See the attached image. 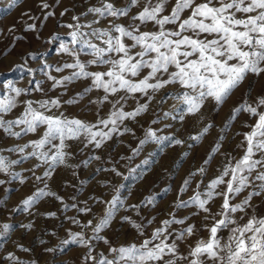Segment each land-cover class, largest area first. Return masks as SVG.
<instances>
[{
	"label": "snow or ice",
	"instance_id": "6c2138e0",
	"mask_svg": "<svg viewBox=\"0 0 264 264\" xmlns=\"http://www.w3.org/2000/svg\"><path fill=\"white\" fill-rule=\"evenodd\" d=\"M168 2L169 0H144L143 7L130 17L127 26L116 21L129 17L131 9L138 7L140 0H126L125 5L121 7L115 6L110 0H99V6H90L81 14H92L94 17L92 21L83 24L79 22L80 17L73 16L72 19L76 23L66 25L71 30L69 36L73 47L70 48L62 41L59 50L73 56L87 50L93 59L87 61V64L76 59L73 63L57 67V72L63 69L73 71L70 76H64L62 79L50 76L49 79L53 80L52 87L56 88L80 78H90L92 87L85 89V92L91 91L92 88L102 89L105 95L99 103L108 101L110 95L120 92L124 95L112 102V111L107 118L98 117L95 124L64 118L63 114H45L52 108L59 107L60 102L55 98L35 102L23 101V112L13 120H5L0 115V129L12 137L19 138L22 134L36 133L41 126L44 127L39 139L7 149L9 152L22 154L19 159L9 160L0 155V173L23 184L25 178L12 168L29 158H35L37 163L29 171L35 181L43 182L45 177H50L57 165L66 164V158L71 155L66 151L69 147L67 141L82 139L85 147L91 144L100 148L114 133H121V125L126 119H134L147 111L148 102H137L132 111H125L123 102L130 95L143 96L146 101H150L152 94L168 85H178L181 91L172 98L178 102L174 108L179 119L183 121L185 115L198 114L209 99L214 101L217 107L222 105L249 73L257 76L264 73V0H202L200 3H196V0H175L170 12L164 15ZM15 3L16 0H12L9 7ZM41 6L45 9L49 7L47 3ZM186 11L190 14L184 18L182 14ZM52 14L48 12L45 18ZM107 18H111L107 28L93 27ZM147 24H152L155 30L142 31L141 26ZM168 25L173 27L168 28ZM34 27L35 25H27L26 30H32ZM87 65H106L107 70L91 72L87 70ZM144 72L146 74L141 76ZM37 90L42 91L39 88ZM24 91L12 88L14 97L6 96L0 99V114H7L14 109L17 106L15 97H19ZM80 95L78 93L77 98ZM74 102L76 101H67ZM261 108H264V97H259L254 105L245 99L232 109L229 121L225 122V128L241 112L256 117L254 124L245 125L250 127V131L243 133V141L239 145L244 147L243 155L234 162L229 159L219 174L206 185L203 193L196 192L189 200H180L175 205L177 208L195 206L206 214V221L211 218V223L204 225L207 237L196 239L189 245L186 255L179 252L177 241L196 235L197 230L189 225L176 232L175 239L170 243L169 238L173 233L168 231L169 226L185 223L183 219L174 217L161 221V226L155 228L151 235L142 239L139 244L112 246L101 233L110 226L118 206H123L119 194L113 196L110 201H100L106 207L95 223L88 220L86 224H81L80 221L73 220V223L80 226L81 231L70 233V238L62 241V244H74L86 249L81 264H264V217L254 214L248 216L246 212L253 196L264 193V111L259 110ZM169 116L177 118L172 113H164V118ZM170 126L164 125L165 128ZM16 127H19V131L13 130ZM210 127L211 124L204 126L189 139L199 142ZM129 131L131 130L127 127L123 128V132ZM55 141L58 143H54ZM149 141L158 145L165 141L182 143L181 140H172L169 136H158L156 131L149 128L145 138L132 150L133 156ZM29 148L31 151H26ZM218 148L219 143L212 148L208 159L204 161L205 165ZM84 163L87 164L88 161ZM142 163L148 165L149 161L146 159ZM41 164L47 166L43 175H35V169L41 167ZM111 171L117 176L121 175L115 168ZM129 171L135 172L136 169ZM197 171L203 175L205 168L201 167ZM194 175L196 172L190 173V176ZM6 183H10V180L0 179V185ZM189 183L190 179L186 178L180 191L183 192ZM220 186H224L223 191L217 190ZM199 187L200 184H197V188ZM249 187L253 191L248 192L243 200L239 203L231 202ZM46 188V184L43 188H36L31 195L23 198L17 207L28 212L44 197L60 199L54 192L46 191ZM4 191L5 196L0 199V206L4 204L11 189L5 188ZM217 197L222 198V203L219 211L212 213L209 204ZM154 199L148 198L146 202L152 204ZM78 211L86 213L91 212V209L79 208ZM238 213L243 215L237 216ZM122 219L131 223L140 236H144V225L136 224L127 217ZM148 223L152 221L149 220ZM21 227L31 228V224ZM9 229V224H0V237L7 235ZM88 229L91 230V235L86 234ZM225 230L226 237L221 235ZM98 241L108 245L111 258L102 252L93 254L94 242ZM20 247L23 251H29ZM53 250L46 249L50 252ZM7 259L13 264H23L11 253Z\"/></svg>",
	"mask_w": 264,
	"mask_h": 264
},
{
	"label": "rangeland",
	"instance_id": "374dc122",
	"mask_svg": "<svg viewBox=\"0 0 264 264\" xmlns=\"http://www.w3.org/2000/svg\"><path fill=\"white\" fill-rule=\"evenodd\" d=\"M11 2L12 0H0V99L6 96L14 97L12 88L25 91L19 97H15L17 106L14 109L7 114H0L3 119L13 120L19 117L25 107L23 101L35 102L53 98L59 100V107L52 108L45 114L56 116L63 114L64 118L79 119L90 124H95L98 117L107 118L112 111V102L124 95L123 92L110 95L108 101L99 103L105 95L102 89L92 88L91 91L85 92V89L92 87L90 78L76 79L56 88L52 87L53 80L49 79L50 76L55 79L70 76L72 69L55 71L65 63H73L79 59L80 62L87 64V61L93 59L87 50L73 56L59 49L62 41L70 48L73 47L69 36L71 30L66 27L68 24L76 23L72 19L73 16L80 17L81 24L92 21L94 19L92 14L87 16L81 14L90 6H99V0H16L15 5L9 7ZM110 2L121 7L125 5L126 0ZM200 2L202 0H196V3ZM43 3H47L49 7L43 8L41 6ZM174 3L175 0H169L164 15L170 12ZM143 4L144 0H140L139 6L131 9L129 17H122L116 22L127 26L130 17L135 15ZM48 12L53 14L45 18ZM189 14L186 11L182 15L186 18ZM109 19L111 18L103 19L93 27L107 28ZM30 24L35 25L34 29L26 30V26ZM141 30L155 29L152 24H147L142 25ZM87 70L106 71L107 66L87 65ZM144 74L146 72L141 76ZM38 88L42 91L37 90ZM179 91L181 90L178 85H168L152 94L150 101L139 95L128 96L123 102L125 111H132L137 102H148L147 111L134 119H126L121 125V133H114L100 148H95L91 144L85 147L82 139L67 141L69 147L66 151L71 155L66 158V164L57 165L50 177H45L43 182L35 181L32 172L29 171L37 163L35 158H29L12 168L25 178L23 184L0 173V179L10 180V183L0 185V199L5 196V188L11 189L4 204L0 206V224L10 225L7 235L0 237V264H13L7 259L9 253L23 264H81L86 249L74 244L65 246L62 241L69 239L70 233L81 231L80 226L73 223V220H78L81 224H86L88 220L95 223L96 219L103 215L106 207L100 201H110L117 194L123 200V206H118L110 226L101 233L112 246L139 244L142 239L150 236L155 228L161 226V221L173 217L183 219L185 223L169 226L168 231L173 233L169 238L170 243L175 239L176 232L189 225L197 230L196 235L177 241L181 254L186 255L189 245L196 239L206 238L208 233L204 225L210 224L211 218L206 221L204 219L206 214L195 206L177 208L175 205L180 200H189L196 192L203 193L206 185L219 174L229 159L234 162L243 155L244 147L239 145L242 144L243 133L250 131V127L245 125L254 124L256 117L241 112L237 114L235 120L229 122L227 128L225 122L229 121L232 109L245 99L254 105L259 97H264V73L259 76L249 73L222 105L217 107L214 101L209 99L198 114L185 115L183 121L179 119L174 108L178 102L172 98ZM78 93L81 94L79 98ZM69 100L76 102L67 103ZM161 100L163 102L158 103ZM259 110L264 111V108ZM165 112L172 113L177 118L173 119L172 116L164 118ZM165 124L171 126L165 128ZM208 124L212 127L199 142L189 139ZM124 127L131 131L123 132ZM149 128L156 131L158 136H169L172 140H181L182 143L165 141L158 145L149 141L140 148L137 155L133 156L132 150L145 138ZM13 130L19 131V127ZM43 131L44 127L41 126L36 133L22 134L16 138L0 129V155L9 160L19 159L22 154L9 152L7 149L39 139ZM217 143L218 150L205 165L204 161L208 159L209 153ZM146 159L149 161L148 165L142 163ZM84 161L88 163L85 164ZM138 165L140 167H137ZM46 167L41 164V167L35 169V175L42 176ZM201 167L205 168L203 175L197 171ZM113 168L121 175L117 176L111 171ZM129 169L136 171L130 173ZM193 172H196V175L190 176ZM186 178L190 179V183L181 192V186ZM45 184L46 191L54 192L60 199L44 197L28 212L17 207L23 198L31 195L36 188L45 187ZM197 184H200L199 188ZM223 187L220 186L217 190L223 191ZM256 190L259 191L258 188ZM250 191H253L251 187L241 192L231 202L239 203ZM152 197L155 198L154 202L148 204L147 199ZM221 203L220 197L210 202L211 212H218ZM133 205L139 207H132ZM14 208L17 210L13 211ZM79 208H90L91 212H80ZM246 212L248 216L254 214L257 217H264V193L253 196ZM49 213L54 215H48ZM124 217L136 224L144 225V236H140L131 223L123 220ZM149 220L152 223L149 224ZM28 224H31V228L21 227ZM86 234L91 235V230H86ZM221 235L226 237L227 231L221 232ZM94 243V255L102 252L111 258L108 245L102 241ZM20 246L29 251L21 250ZM49 248L54 250L46 251Z\"/></svg>",
	"mask_w": 264,
	"mask_h": 264
}]
</instances>
